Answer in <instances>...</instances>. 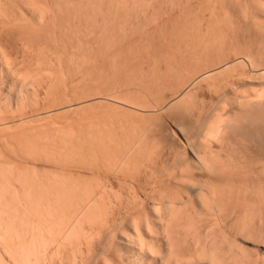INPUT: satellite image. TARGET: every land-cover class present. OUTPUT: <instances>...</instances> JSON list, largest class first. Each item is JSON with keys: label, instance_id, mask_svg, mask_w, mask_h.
Returning <instances> with one entry per match:
<instances>
[{"label": "bare ground", "instance_id": "1", "mask_svg": "<svg viewBox=\"0 0 264 264\" xmlns=\"http://www.w3.org/2000/svg\"><path fill=\"white\" fill-rule=\"evenodd\" d=\"M146 36L149 38L150 36H159L158 41L161 44L159 48L162 50L155 48L158 47V42H156L157 44L154 42L155 47L154 43L151 45L149 40L152 41V39H145L143 42L142 38H146ZM161 37L165 38L161 41ZM166 37L169 39L166 40ZM132 39L133 41H131ZM134 39L138 40L134 41ZM172 42L173 47L171 46ZM164 46L167 49H164ZM124 48L144 53L141 57L139 51L138 54L135 52L136 57L137 55L139 58L141 57L142 62H140H144V64H139L140 66L132 65L134 70L139 67L137 71H132L131 66L132 69L127 68L128 74L132 75L131 83L128 80L127 82H124L125 80L115 82L117 79L120 80L117 78L120 72L119 77L123 76L122 79L126 75L117 70L123 66L121 65L123 61L125 64V60H122L123 56H120L122 63L118 62L117 66L116 56L120 53L117 54V51ZM138 57L136 59L134 56L136 60H139ZM204 59L207 61V67L205 65L206 68H202L203 72L200 73L202 70H198L199 74H197L193 69H198V67L201 69L202 63H205ZM177 60L179 63L182 62V65L187 63L189 66V61H191L192 67L195 62L198 67L191 68V73L193 75L196 73L197 76L195 75L196 78L190 79L189 82L183 79V82L188 84L180 94L176 95V102L174 101L175 103L171 106L178 110L176 117H173L178 123V128H176L177 125L175 126L176 132L181 134L182 140L176 135L178 132H174L173 136L170 134L171 132L168 133L170 130L167 133L171 136H165L166 133L162 131L160 135L164 134L163 137L170 139L171 137L180 139L181 142L184 140V143L192 145V147L197 145L194 149L190 147L193 150L192 157L188 156L191 153L187 154L186 152H183V154L186 153L185 157L178 155L179 159L177 157L176 161H179L177 164L174 163L175 168H173L176 171L172 168L169 171H175L174 174L170 173L172 175L170 177L173 179V182L169 179L171 184L176 181L179 183L177 185H183L185 190L183 191L180 187L181 194H178L180 193L178 191L176 193V189L175 193H172V187L171 193L168 194L169 189H166V193L163 189L165 184H162V190L166 194L160 193L159 174L157 175L158 179L156 178L157 182L152 181H155L160 189L152 184L151 189L145 190L144 188L149 186L147 185L142 189L143 193H139L142 187L136 186L137 183L134 184L135 187L132 185L134 180L131 182L132 184L128 181L133 172H136L137 175V171L138 173L141 171L140 167L144 171L145 168L153 165H149V162L153 161V157H149V153L152 155V151L159 150L162 145L158 143V140H156L157 143H151L149 136L151 133L146 132L148 131L146 126V129H138L135 126L136 129L127 130L128 133H126L124 132L125 128L123 131L121 128L118 130L117 124L116 128V125L111 128L113 125L109 126V123L106 122L103 126H109L110 128L106 127V130L110 131L103 134L104 137L101 134L102 128L99 129L100 126L92 127V121H89L91 123V126L89 124L88 127L89 130L88 128L82 129V127H80L81 129H75L76 127L71 129L70 126V128H66L65 125H58L54 122L50 125L47 123V127L43 126L45 130L40 127L39 130L42 129L39 134L38 127L35 128L37 130L33 129L34 133L31 132V134H35L37 131V135H33L34 138H29L31 140L27 139L28 141L20 139L17 141L15 138H11L13 136L7 135V140L3 137L5 139L3 141H6L5 145L9 141L8 145L10 146L6 145L7 148L15 145L17 149H20L21 145H29L28 150L31 151L29 154L32 153V156L36 154L38 158L45 156L44 160L50 162L49 164L52 161V166L50 169H46V172L42 169L44 173L40 170L37 171V166H35L36 171H29V173L23 167H21L24 170L22 171L21 165L19 166L18 163L20 170L16 169L18 167L15 165L12 166L11 159H9L10 162L8 160V164L3 162L4 157L0 155V264H264V187L262 182L257 185V182H254L255 179H259L255 176L264 178V157H261V152L256 153L257 156H254L256 159L250 158L255 160H253L255 162L253 166L246 165V163L244 165L243 162H247V159H244L247 155L243 158L242 153L241 155L237 153L243 158L237 159L236 150L233 149L236 157L233 152L231 153L230 145L235 138L232 139L230 145H225L229 134L241 133V131L247 134L245 129L253 131L252 138L259 145L264 141L262 140V137L264 139V112H261L264 107H260L264 104V0H0V87L6 86L7 82L11 81L15 89H18L16 93L20 99L15 96L17 101L21 100L22 102L25 97H27L26 100L30 99L28 94H31L32 101H30L34 102V107H42L46 114L55 113L57 110L65 108L62 106L67 104L64 103L68 101V97H73L71 91L72 95L66 99V80L73 81L78 78V81L91 82L94 87L98 85H95L96 83L93 85L92 82L96 81L99 84L97 80L106 78L107 83L103 80L106 86L105 84H103L104 86L99 85L103 88L106 87V95L140 93V89L145 91L142 87L149 88L146 91H151L152 94L150 89L153 86L150 84L156 80H149L158 76L156 74H159L157 72L159 62L161 63L160 68L162 63H166L164 64L165 71L168 70L166 72L168 73L172 70L171 65L175 62L178 63ZM100 61L104 62V65L100 66L102 63ZM126 67L127 65L121 69L127 70ZM188 67L185 70L187 69L190 73ZM175 68L172 70L173 73L179 70V75H181L182 70L176 68V70L178 69L176 71ZM162 75H165H160L164 79ZM174 75H178V73ZM166 76L168 75L166 74ZM112 78L115 80L111 81ZM108 79H111L109 83ZM160 81L156 83L160 84ZM240 81L244 82L243 88L241 84V86H237V82ZM184 83L181 86H184ZM86 84L84 85L86 86ZM157 84L155 85L157 86ZM197 84L198 86H196ZM149 85L150 87H148ZM204 86L209 92L214 94L221 92L220 95L223 96L219 99L221 101L218 104L216 102V105L213 104L211 108L203 104V99L197 100L198 93L196 91ZM81 87L77 91L80 90L78 92L81 95L83 93L86 95L85 92H82L85 89ZM83 88L85 87L83 86ZM162 88L164 89V87ZM88 89L90 88L88 87ZM95 89L98 90L96 87ZM95 89L92 90L95 91ZM179 90L181 89L179 88ZM11 91L14 92V90ZM75 91L73 90V92ZM90 91L89 94H91ZM101 91L100 93L103 94L104 89ZM222 91L226 92L222 94ZM70 93L68 92V94ZM96 94L93 96H98ZM139 95L141 97L142 94ZM74 96L77 97L78 94L74 93ZM0 101L5 102L2 98ZM1 102L0 123L6 122L9 125L12 120L16 119L17 115L14 112L16 107L13 109L10 108L12 106L7 107ZM1 104L9 108L6 113ZM22 104L24 105L22 102L17 107L23 108ZM33 105L31 103V106ZM71 107L73 108L72 105ZM255 107L258 109L256 112L253 111ZM29 108L31 111L32 108ZM10 109H13L15 115H10ZM195 110H198L197 116L192 115ZM41 111H36L39 117L42 115ZM7 112L10 114L8 115ZM18 113L20 114V112ZM33 115L36 114L27 116L33 118ZM116 120L118 122L120 119ZM121 120L123 122V116ZM135 122L137 123V121ZM149 124L151 125V123ZM130 125L132 126V123ZM130 125H127L126 129ZM244 125L251 129L245 128ZM90 127L95 129L91 130ZM103 129L105 130V127ZM148 129L150 130V128ZM107 133L109 135L106 136ZM9 137L11 139H8ZM159 137L158 139L162 143L164 139L167 141L165 137L162 138L163 140ZM166 141H164L165 144L163 143L165 149L166 144H170L169 140ZM211 142L218 144L214 147ZM177 143L180 142L177 141ZM186 144L183 145L186 146ZM149 145H156V147L159 145V147L152 150ZM148 148L152 153L146 152ZM12 149H10L12 155L19 151L16 152L15 148ZM21 150L19 155L25 151V149ZM117 150V154H114V151ZM173 150H175L174 147ZM257 150L259 152V149ZM164 151H162V155L165 153ZM145 152L148 154V160L144 159ZM25 154L29 155L26 151ZM258 154H260L259 157ZM12 155L11 157H13ZM19 155L16 156L19 158ZM157 155L158 152L154 157L159 156ZM23 156L24 153L22 158L26 156ZM27 157L25 159H30ZM112 157L115 161L112 160ZM5 158L7 157L5 156ZM41 158L43 159V157ZM108 158L111 159L108 161ZM69 161L76 165H83V168L87 166L85 169L91 167L93 172L91 169L89 172L93 174L94 170H103L104 168L113 171V173L119 172L117 174L124 172L120 174L124 176L127 173L129 174L128 178L125 176L127 183L123 181V183L121 182L123 185L121 183L117 185L120 180H126L122 176L121 179L118 178L119 180L117 177L115 178L117 179L115 185L114 181L111 182L115 186L113 188L112 185H109V180L112 179L107 180L109 182L108 185L105 183L107 186L104 184L105 177V181H103L92 175L87 181L86 176V179L82 178L84 181L86 180L85 182L80 181L81 179H77L76 176L73 177L74 175L72 178L67 177V174H63L58 169L57 164L60 165L61 162L68 164ZM77 162L79 163L77 164ZM159 163L161 164L159 167L165 171L164 167L166 166L163 167L162 163ZM248 163H250L249 160ZM144 164L146 167H143ZM80 170L79 172H81ZM164 171L159 172L166 175L167 172L165 174ZM98 172L97 174H99ZM195 172L200 173L201 175H198L201 177H196ZM151 174L153 175V172ZM136 175L131 178L133 179ZM164 175L162 174L161 178ZM232 175L234 179L242 175L241 178L255 175L253 181L255 185H251L253 189L250 185L249 189H245L243 186L246 184L245 179V181L241 179L244 183L237 182V184H242L235 187L233 182L231 184L229 181V179L232 181ZM253 176H250L252 178L249 177V180L253 179ZM91 178L94 179L92 180L93 184H91ZM164 181L162 182L164 183ZM124 185L130 190L129 192L126 189L123 190L126 188ZM109 186L111 188H108ZM117 186L120 192L116 190ZM121 186L124 187L123 191H121ZM136 187L139 190L135 189ZM177 189L179 190V187ZM247 190L252 193L246 195L245 191ZM182 191L185 193L182 194ZM234 192L236 193L234 194Z\"/></svg>", "mask_w": 264, "mask_h": 264}, {"label": "rangeland", "instance_id": "2", "mask_svg": "<svg viewBox=\"0 0 264 264\" xmlns=\"http://www.w3.org/2000/svg\"><path fill=\"white\" fill-rule=\"evenodd\" d=\"M159 36H157V37H151L150 36V38H149V36H146V38L145 37H143L142 39H144V40H142L141 38V40L143 41V42H145V39H147V40H149V39H152V41H150L149 40V42H151V45H152V43H156V42H158V47H155V43H154V47L157 49H160V51L162 50L161 48H159V46L161 45V44H159V38H158ZM154 38V39H153ZM165 38V37H164ZM163 38V39H164ZM139 39V41H141ZM156 39H157V41H156ZM162 39V37H161V41L163 40ZM167 39H169V38H167L166 37V40ZM119 40H121V39H119ZM138 39H134V41H137ZM147 40H146V42H147ZM118 41V40H117ZM131 41H133V39L131 40ZM138 41V42H139ZM141 41V42H142ZM170 41V40H169ZM168 41V42H169ZM148 42V43H149ZM173 42H174V39H173ZM173 42H172V44H171V46L172 45H174L173 44ZM163 46V45H162ZM169 46V45H168ZM170 46V47H171ZM169 47V48H170ZM173 47V46H172ZM176 47V46H175ZM174 47V48H175ZM134 48V47H133ZM152 48V47H151ZM150 48V49H151ZM164 49H167L166 48V46H164L163 47ZM173 48V49H174ZM140 49V48H139ZM124 50V51H123ZM127 50H128V54H127ZM127 50H125V48L124 49H122V50H120V51H117V54L118 55H116L117 56V66L119 65L118 64V62H120V64L122 63L121 62V59L122 60H125V64H124V61H123V64H121V65H123V66H121V68H125V66L127 65V67H126V69L127 68H133L135 65H139V64H144V62L143 63H141L142 62V60H141V57H143V55H144V53L143 54H141L142 53V51L140 52L139 50H136V48H135V50L136 51H134L133 52V49H131V48H127ZM154 50V49H153ZM140 53H139V52ZM124 52H125V54H124ZM132 52V53H131ZM135 52H137V54L139 53L140 55H142L140 58L138 57V55H137V57H138V59L139 60H136L137 59V57H136V53ZM131 53V54H130ZM133 53H134V55H133ZM121 54H123V55H121ZM127 55H129V56H127ZM131 55H133V57H131ZM139 55V56H140ZM119 56V57H118ZM122 58H121V57ZM127 56V57H126ZM134 56H135V58H134ZM178 56V55H177ZM124 57H125V59H124ZM130 58V59H129ZM133 60H132V59ZM179 58V57H178ZM177 58V59H178ZM135 59V60H134ZM128 60V63L126 64V61ZM132 61V62H129V61ZM205 60V63H202L203 65L201 66V65H199V66H201L200 68L201 69H199V67H198V65L196 66V64H195V62H194V66L193 67H198V69L196 70V69H193L197 74H199V72H198V70H202V68H206L207 67V61H206V59H204ZM141 61V62H140ZM178 61V60H177ZM100 62H102V61H100ZM99 62V63H100ZM140 62V63H139ZM188 62V61H187ZM190 62V66L189 65H187V63H184L183 65L181 64V63H179V61H178V63H176L175 62V64H176V66H174L173 64L171 65V69L173 70L175 67L176 68H179L180 69V74L181 75H184V76H181V75H179V70L177 71L176 70V68H175V70L177 71V72H175V73H173V71L171 70V71H169V72H172V73H166L167 71H165V65L164 64H166V63H162V67L160 68V62H159V65L157 66V68H159L160 69V71H159V69H158V71L157 72H159V74L157 73L156 75H158L157 77H155V78H151V79H153V80H149V81H154V79L156 80L155 82H153V83H151L150 85L151 86H153V88H151L150 90H152V94H151V91H149V92H147L148 91V89L149 88H146V87H142V88H144V90L145 91H143V90H141L140 88H141V86L139 87V89H140V93L142 94L141 95V97H140V93L139 92H137V93H128V94H130V95H128V94H125L124 93V95L122 94V95H119V93L117 94L116 93V95L114 94V95H106V87H104L103 88V84H105V82L107 83V81H105L106 80V78H103V80L105 81H103V80H97L98 81V83L99 84H97V82L96 81H94V82H92L93 83V85L95 84V85H98V86H92V84H91V82L89 83V81H86V83H85V81H83V80H79L78 81V78L76 79V80H73V81H70V80H66V99H67V97L69 96V95H72L73 94V97L71 96H69L70 97V99H69V97H68V101H66V100H64V101H66L64 104H69V105H63L62 107H64L65 106V108H61V109H59V110H61V111H59V110H57L55 113H44L45 111L42 109V107L41 108H39V106H36V107H34L35 106V104H34V102H31L32 101V98H31V94L29 95L28 94V98L30 97V99H27L26 100V98L27 97H25V99H23V100H26V101H28V102H26V101H23L22 100V102L24 103V105L22 104V106H23V108H25V109H23V108H18L17 107V105H19L20 106V104L22 103L21 102V100H18L17 101V99H20V97L18 96L17 97V93H16V90H18L17 88L15 89V86L14 85H12L13 83L11 82V81H8V82H10V83H8L7 82V84H6V86L4 85V87L2 88V87H0V92H1V95H0V99L2 98V100L3 101H5V102H1L2 104H6L7 105V107H10V106H12V107H10V108H15L16 107V109H15V111L14 112H16V115L18 116V118H17V116H16V119H14V120H12L11 122L10 121H7L8 123L10 122V124L8 125L6 122H1L0 124V139H1V143H0V148H1V150H0V155L2 156V157H4L3 159V162H5V163H7L8 162V160L9 159H11L12 160V162H10L11 160H9V162L10 163H13V165L12 166H14L15 165V167H18V168H16V169H18V170H20V168L21 167H23L24 168V170L26 171H34L35 170V166H37L36 167V170L37 171H42V173H44V170H45V172L47 171L46 169H50V167L52 166V161H51V164H49L50 162H46L45 160H44V158L46 159V157L45 156H39V158H38V155L36 156V154H35V156H32V153H30L29 154V152H31L30 150H28L29 149V145H21V147H19L18 145V147L20 148V149H17V147H15V145H12L11 146V148H7L6 147V145L7 146H10V145H8V143H9V141H7L8 143L5 145L4 143H6V141H3V140H5L4 138H6V140H7V137L8 136H13V137H11L12 139H16L17 141L20 139V140H25V141H28V140H31L32 139V137L34 138V136L33 135H37V131H35V130H39V128L40 127H42L43 128V126L44 127H47L48 125H46L47 123H49V125L50 124H52V123H54L55 122V124H58V125H60V124H62L63 126L65 125L66 126V128H70L71 127V129H73V128H75V129H81L80 127H82V129L84 128V129H86V128H88L89 127V124H90V126H91V121H92V127L93 126H96V128H97V126H100L99 127V129H101L102 130V135L104 134L105 135V133L109 130H106V127H107V125L106 126H103V124L105 125L106 124V122H108L107 124L110 126V125H113V126H111V128L112 127H114L116 124L118 125V130L121 128L122 129V131H123V129L125 130L124 132H126V133H128L127 132V130H129V131H131L132 129L134 130V129H136L137 127H138V129H146V127H147V129L146 130H148V131H146L148 134H150L149 136L151 137V143H154V142H158V143H160V144H162L160 147H159V145H157V147H156V145H149V148L151 147L152 148V150L156 147V149L159 147V150H161V151H159V150H153L152 152L154 153L155 152V154H153L151 151H150V149L148 148V150L146 151L147 153L148 152H151L152 153V155L149 153V157H153L152 159H153V161H150L149 162V165L150 164H153L154 165V167H153V165L151 166L153 169L155 168V169H157L156 171H155V169L152 171L151 169H149V168H151L148 164V168L146 169V172H147V174H146V172H144L145 171V169H144V171H143V169H142V167H140L141 169H139V170H141V171H139V173H138V171H137V175H136V172L133 174L132 173V175L131 176H134V175H136L133 179L131 178V176L129 177V179L131 180H129L128 179V181L130 182V184H132L131 182L133 181V186L135 187V185H136V183H137V185L136 186H139V188L140 187H142V188H140V192L139 193H143L144 191L142 190L144 187H146L147 185H149L148 186V188L146 187V188H144L145 190H149V189H151V187H153V185H154V187L156 186H158L157 187V189H160L159 187V185H161V189L159 190L160 191V193L161 192H163V193H165V191H166V193H167V190L166 189H169L168 190V194H170L171 192L172 193H175V189H176V193H177V191L178 192H180L181 191V188H182V190L184 191L185 190V188H184V186L183 185H177V184H179V183H177L176 181H174V183H172L171 184V182H173L172 180L173 179H171V177L170 176H172V175H170V173L171 172H173V174L175 173V169H173V168H175L174 166H175V164H177V162L179 161H176L177 159V157H178V159H179V156L178 155H181L180 157H185L184 155L187 153H191V154H188V156H190V157H192L193 155H192V148L194 149L197 145H194L195 147H192V145H187L186 143H184V140L182 141L183 142V144H186V146H187V148H186V146L185 145H183V144H181L180 145V143H182L181 141H179L180 139L182 140V138H181V134L178 132H176V128H178V123H176L177 121H175L176 120V118L174 119V117H176V113H177V111L178 110H176V109H174V108H171V106L173 105V103H175L176 102V100H175V97H176V95L177 94H180L181 92H182V90L184 89V87L188 84L187 82H183V79L185 80V81H190V79L191 80H193L194 79V77H195V75H196V73L193 75L191 72H192V69L191 68H193L192 67V65H191V61H189ZM193 62V61H192ZM106 63V62H105ZM133 63V64H132ZM101 65L100 66H102V65H104V62H102V63H100ZM131 64V65H130ZM135 64V65H134ZM157 64V63H156ZM125 65V66H124ZM132 65H134V66H132ZM206 65V67H204ZM210 65V63L208 62V66ZM131 66V67H130ZM140 66V65H139ZM189 66V67H188ZM188 67V70L190 71V73L187 71V69L185 70V68H187ZM120 67H119V69H117L118 71H122V74L124 73V74H126V75H124V79H122L121 77H123V76H120L119 77V75H120V73H119V75L117 76V78H119L120 80H115V79H113V80H111V79H108V83H109V80H111V81H114L115 80V82H120L121 80H122V82H123V80H125L124 82H127V80H128V82L130 81V83L132 82L131 80H132V75H130V74H128L129 72H128V69L127 70H122ZM123 68V69H124ZM131 68V69H132ZM136 68H137V66H136ZM139 68V67H138ZM138 68L137 69H135L134 70V68H133V70L132 71H137L138 70ZM191 69V70H190ZM162 70V71H161ZM164 70V71H163ZM170 70V69H169ZM129 71H130V69H129ZM194 71H193V73H194ZM162 72V73H161ZM164 72V73H163ZM185 72H188V73H185ZM203 72V70L200 72V73H202ZM168 75V76H166V74ZM178 73V75H174V74H177ZM185 73V74H184ZM161 74H164L165 76H163L164 77V79H162L161 78ZM189 76H187V75ZM193 77H191V76ZM128 76H129V79H128ZM180 77V79H178L179 77ZM197 76V75H196ZM184 77V78H183ZM116 78V77H115ZM172 78H174V79H172ZM187 78H189L188 80H187ZM196 78V77H195ZM102 79V78H101ZM134 79V78H133ZM148 79V78H147ZM150 79V78H149ZM176 79V81H174ZM182 79V81L180 82V80ZM135 81H136V79H134ZM161 80V81H160ZM75 81V82H74ZM83 81V82H82ZM100 81H102L101 83H100ZM147 81V80H146ZM157 81H160L159 83L161 84H157L158 82ZM165 81V82H164ZM71 82V83H70ZM80 84H79V83ZM157 82V83H156ZM168 82V83H167ZM172 82V83H171ZM176 82V83H175ZM241 82V81H240ZM237 82V86H239L240 84L242 85V88H243V83L244 82ZM12 83V84H11ZM67 83H68V86H67ZM75 83V84H74ZM81 83H82V85H81ZM86 84V86L84 85V84ZM157 84V86L160 88H158L155 84ZM167 83V84H166ZM170 83H171V85H170ZM178 83V84H177ZM184 83V86H181L182 84ZM89 84V85H88ZM91 84V85H90ZM164 84H166L165 86H164ZM174 84V85H173ZM69 85H70V88H69ZM72 85H74V86H72ZM77 85V86H76ZM99 85H103L102 87L101 86H99ZM150 85L148 86V87H150ZM177 85V86H176ZM240 85V86H241ZM82 86V87H81ZM83 86L85 87V88H83ZM105 86H106V84H105ZM155 86V87H154ZM176 86V87H175ZM196 86H198V84L196 85ZM200 86V85H199ZM13 87V88H12ZM73 88V90L75 91V92H73V90H72V88ZM82 88V89H85V90H83L82 91V89H81V91L82 92H85L86 93V95H84V93L81 95L80 94V92H78V91H80V90H78L77 91V89L78 88ZM88 87L90 88V89H88ZM95 87L96 88H98V90L97 89H95ZM101 87V88H100ZM128 87V86H127ZM129 87H131V86H129ZM162 87H164V89L162 88ZM166 87H168V88H166ZM2 88V89H1ZM12 88V89H11ZM100 88V89H99ZM179 88L181 89V90H179ZM198 88V87H197ZM70 91H69V90ZM92 89H95V91L94 90H92ZM104 89V91H103V94L102 93H100V91L101 90H103ZM162 89V90H161ZM169 89H170V91H169ZM177 89V90H176ZM11 90H14V92L13 91H11ZM91 90V91H90ZM147 90V91H146ZM154 90V91H153ZM156 90V91H155ZM206 90H207V88L204 86V87H202V88H200V89H197V100H201V99H203V104H206L207 106H208V108H211L212 107V105L213 104H215L216 105V102H217V104L221 101H219V99H221V97H223L222 95H220L221 94V92L220 93H216V94H214L213 92L211 93V92H209V90H207V92H206ZM9 91H11V92H9ZM72 91V94L70 93ZM89 91L91 92V94H89ZM94 93H93V92ZM99 91V92H98ZM143 91V92H142ZM159 91V92H158ZM168 91V92H167ZM204 93H203V92ZM10 94H9V93ZM13 92V93H12ZM68 92L70 93V94H68ZM88 92V93H87ZM102 92V91H101ZM146 92V93H145ZM157 92V93H156ZM224 91H222V94H224L223 93ZM15 93V94H14ZM74 93H75V95L76 94H78V96L80 97V96H82V97H75L74 96ZM96 93H99V94H96ZM145 95H144V94ZM14 94V95H13ZM87 94H89V95H87ZM93 94H96V95H98V96H93ZM102 96H101V95ZM105 94V95H104ZM134 94V95H133ZM136 94H138V95H136ZM148 94V95H147ZM167 94H168V96H167ZM174 94V95H173ZM210 94V95H209ZM219 94V96H217ZM8 95V96H7ZM84 95V96H83ZM132 95V96H131ZM144 95V96H143ZM212 95V96H211ZM13 96V97H12ZM17 97V99H16V97ZM91 96V97H90ZM104 96H106V97H104ZM113 96V97H112ZM130 96V97H129ZM148 96H150V97H152V98H148ZM170 96V97H169ZM199 96V97H198ZM202 96V97H201ZM208 96H210V97H208ZM77 99V101H75L76 99ZM119 97V98H118ZM134 97V98H133ZM204 97V98H203ZM6 98V99H5ZM73 98V99H72ZM82 98H83V101H82ZM86 98H87V100H86ZM98 98V99H97ZM144 98V99H143ZM174 98V99H173ZM201 98V99H200ZM216 98V99H215ZM72 99V100H71ZM79 99H81V100H79ZM89 99V100H88ZM96 99V100H95ZM107 99V100H106ZM135 99V100H134ZM151 99V100H150ZM155 99V100H154ZM158 99V100H157ZM162 99V100H161ZM168 99V100H167ZM205 99V100H204ZM31 100V101H30ZM74 100V101H73ZM93 100V101H92ZM101 100V101H100ZM139 100V101H138ZM212 100V101H211ZM217 100V101H216ZM85 101V102H84ZM99 101V102H98ZM103 101V102H102ZM109 101V102H108ZM113 101V102H112ZM145 101V102H144ZM172 101V102H171ZM175 101V102H174ZM214 101V102H213ZM21 102V103H20ZM80 102V103H79ZM82 102V103H81ZM89 102V103H88ZM122 102V103H121ZM153 102H155V103H153ZM20 103V104H19ZM28 103V104H27ZM31 103H32V105L33 106H31ZM71 103V104H70ZM84 103V104H83ZM140 103V104H139ZM149 103H150V105H149ZM153 103V104H152ZM162 103V104H161ZM2 104H1V106H2ZM16 104V105H15ZM74 104V105H73ZM75 104H77V105H75ZM82 104V105H81ZM110 106H109V105ZM159 104H161V107H159L160 105ZM10 105V106H9ZM28 107H27V106ZM71 105L73 106V108L71 107ZM78 105H80L79 107H78ZM205 105V106H206ZM210 105V106H209ZM67 106H68V108H67ZM77 106V107H76ZM102 106V107H101ZM151 106V107H150ZM165 106V107H164ZM206 106V107H207ZM6 106L4 105V106H2V108H4L5 109V113H6V110L7 109H9V108H5ZM29 107H31L32 109H31V111L29 110L30 108ZM35 109H34V108ZM37 107H38V110H37ZM71 107V108H70ZM97 107V108H96ZM112 108V109H110V108ZM118 107V109H116ZM155 107V108H154ZM260 107H264V104L262 105V106H260ZM260 107H259V110H261L260 109ZM1 108V109H2ZM17 108H18V110H17ZM26 108H27V110H26ZM157 108V109H156ZM160 108V109H159ZM161 108H163V109H161ZM258 108V107H257ZM3 109V110H4ZM13 109L11 110H9V112H11V114L9 113V112H7V114L9 115H12V114H14V112H13ZM100 109H101V112H103V113H101L100 112ZM115 111H114V110ZM122 109V110H121ZM130 109H133V110H130ZM144 111H143V110ZM2 110V111H3ZM22 110V111H21ZM24 110V111H23ZM40 111V110H42L41 112L42 113H40V114H42V115H40V117L38 116L39 114H37L38 112H36V111ZM83 110V111H82ZM116 110H118V111H116ZM125 110V111H124ZM136 110V111H135ZM155 110V111H154ZM34 113H33V112ZM59 111V112H58ZM92 111H93V113H92ZM104 111H106V112H104ZM133 111V112H132ZM134 111H135V113H134ZM253 111H258V109H256V107L254 108V110ZM264 112V109L263 110H261V112ZM13 112V113H12ZM18 112H20V114L18 113ZM22 112V113H21ZM80 112V113H79ZM86 112V113H85ZM97 112V113H96ZM118 114H117V113ZM131 112H132V114H131ZM136 112H138V113H136ZM141 112V113H140ZM143 112V113H142ZM262 112V113H263ZM75 113V114H74ZM109 113V114H108ZM123 113V115H121ZM126 113V114H125ZM127 113H129L128 115H127ZM141 115H140V114ZM146 115H145V114ZM21 114H23V115H21ZM26 114V115H25ZM30 114V115H29ZM32 114H36L33 118H31V117H28V116H31ZM44 114V115H43ZM45 114H46V116H45ZM80 114V115H79ZM84 115V117H83V115ZM124 114H125V116H127V117H125L124 116ZM197 114H198V110H195L194 112H192V115H194V116H197ZM15 115V114H14ZM21 115V116H20ZM28 115V116H27ZM72 115V116H71ZM86 115V116H85ZM97 115H98V117H97ZM100 115V116H99ZM119 115V116H118ZM150 115V116H149ZM24 116V117H23ZM93 116V117H92ZM103 116V117H102ZM106 116V117H105ZM120 116H121V118H122V116H123V122H122V120H121V118H120ZM132 116V117H131ZM134 116V117H133ZM152 116V117H151ZM174 116V117H173ZM27 117H28V119H27ZM55 117V118H54ZM77 117H80V118H77ZM107 117H109V118H107ZM142 117V118H141ZM74 118V119H73ZM76 118H77V120H76ZM86 120H85V119ZM103 118V119H102ZM107 118V119H106ZM152 118H154L153 120H152ZM263 118H264V113H263ZM19 119V120H18ZM22 119V120H21ZM58 119V120H57ZM116 119H120V120H118V122H120V123H118L117 122V120ZM125 119V120H124ZM127 119H129V120H127ZM131 119H133V120H131ZM135 119H137V120H135ZM151 119V120H150ZM69 120V121H68ZM107 120V121H106ZM113 120V121H112ZM143 120H145V121H143ZM149 120V121H148ZM14 121V122H13ZM16 121V122H15ZM22 121V122H21ZM82 121V122H81ZM90 121V122H89ZM110 121V122H109ZM114 121H115V123H114ZM135 121H137V123L135 122ZM141 121H143V122H145V123H141ZM175 121V123H173ZM18 122V123H17ZM43 122V123H42ZM51 122V123H50ZM65 122V123H64ZM72 122V123H71ZM95 122V123H94ZM98 122H100V123H98ZM104 122V123H103ZM112 122V123H111ZM130 122V123H129ZM134 122H135V124H134ZM138 122H140V123H138ZM165 122V123H164ZM5 123V124H4ZM12 123V124H11ZM79 123H80V125H79ZM84 123H87V124H84ZM98 123V124H97ZM132 123V126L130 125ZM149 123H151V125L149 124ZM161 123V124H160ZM163 123V124H162ZM169 123V124H168ZM3 124V125H2ZM42 124V125H41ZM81 124H82V126H81ZM140 124V125H139ZM143 124H145L144 125V127H143ZM147 124H149L148 126H147ZM7 125V126H6ZM61 125V126H62ZM76 125V126H75ZM79 125V126H78ZM86 125V126H85ZM117 125L115 126V128L117 127ZM127 125H130V126H128L127 127V129H126V126ZM137 125H139V126H137ZM161 125V126H160ZM163 125V126H162ZM174 125V126H173ZM177 125V127L175 128V126ZM70 126V127H69ZM84 126V127H83ZM102 126V127H101ZM108 126V127H109ZM136 126V128H134ZM142 126V127H141ZM146 126V127H145ZM171 126V127H170ZM245 126V125H244ZM19 127V128H18ZM36 127H38L37 129H35ZM92 127H90V128H92ZM105 127V130L103 129ZM107 127V128H108ZM130 127V128H129ZM132 127V128H131ZM151 127H152V129H151ZM154 127H156V128H154ZM166 127V128H165ZM168 127V128H167ZM247 126H245V128H246ZM7 128V129H6ZM41 128V129H42ZM110 128V127H109ZM115 128H113L114 130H116V131H118L117 129H115ZM129 128V129H128ZM148 128H150V130L148 129ZM158 128V129H157ZM170 128V129H169ZM175 128V129H174ZM244 128V129H245ZM15 131H14V130ZM30 129V131H28ZM33 129H35L34 131L36 132L35 134H31V132L33 131ZM40 129V130H41ZM44 130H45V128H43ZM93 129H95V128H92L91 130H93ZM155 129V130H154ZM174 129V130H173ZM247 129H251V128H249V127H247ZM40 130L38 131V134H39V132H40ZM88 130H89V128H88ZM152 130V131H151ZM164 130H165V132H164ZM168 130H170V131H168ZM172 130V131H171ZM3 131H5V132H3ZM86 132H87V130H85ZM110 131V130H109ZM121 131V132H122ZM156 131V132H155ZM161 131L163 132V133H166L165 134V136H169L170 134L171 135H173V134H175V133H177L176 135H178L179 137L178 138H180V139H176L175 137V139H173V137H171V139L170 138H167V137H165L166 139H167V141L169 140V143L170 144H166V149H165V142L164 141H166L165 139L163 140L162 138H164L163 137V135L161 136L160 134H161ZM167 131H168V133H170V134H168L167 133ZM245 131H246V133L247 134H245L243 131H241V133L240 132H235V133H231V134H229L228 135V137H227V139H226V142H225V145H230L231 144V141H232V139L233 138H235V140H233L232 141V145H230V149H232L231 150V153L234 151V150H236L235 151V153H236V155H237V153H238V155H241V153H242V157L244 158V156H246L244 159L246 160L247 159V162H245L244 160V162H243V164L244 163H246V165H252L253 166V164L255 163L254 161V159H256L254 156L256 155L257 156V154L256 153H260L261 152V157H264V141L263 142H261V143H263V144H258L255 140H253V138H252V135L251 134H253V131L252 130H246L245 129ZM8 132V133H7ZM12 132V133H11ZM24 132H29V133H24ZM89 132V131H88ZM104 132V133H103ZM113 132H115V131H113ZM152 132H154L153 134H152ZM157 132H159V133H157ZM175 132V133H174ZM6 133V134H5ZM13 133H15V134H13ZM32 133H34V132H32ZM250 133V135H248ZM11 134H13V135H11ZM22 134V135H21ZM24 134V135H23ZM155 134V135H154ZM156 134H158V135H156ZM180 134V135H179ZM239 134V135H238ZM241 134V135H240ZM4 135V136H3ZM8 135V136H7ZM15 135V136H14ZM20 135V136H19ZM29 135V136H28ZM101 135V136H102ZM103 135V136H104ZM107 135H109L108 133L106 134V136ZM170 135V136H171ZM175 135V136H176ZM238 135V136H237ZM246 135V136H245ZM19 136V137H18ZM23 136V137H22ZM26 136H27V138H26ZM90 136V135H89ZM102 136V137H103ZM152 136H155L154 138L152 137ZM161 137V140H163V143L160 141V139H158V137ZM174 136V135H173ZM235 136V137H234ZM237 136V137H236ZM4 137V138H3ZM21 137V138H20ZM87 137V136H86ZM85 137V138H86ZM105 137V136H104ZM156 137H157V139H156ZM159 137V138H160ZM245 137V138H244ZM10 137L8 138V139H11ZM18 138V139H17ZM26 138V139H25ZM29 138H31V139H29ZM88 138V137H87ZM239 140H238V139ZM243 138V139H242ZM247 138V139H246ZM251 138V139H250ZM28 139V140H27ZM90 139V138H89ZM88 139V140H89ZM94 139V138H93ZM93 139H91V140H93ZM242 139V140H241ZM155 140V141H154ZM156 140H158V141H156ZM175 142H174V141ZM238 140V141H237ZM248 140V141H247ZM262 140H264L263 139V137H262ZM153 141V142H152ZM166 141V142H167ZM173 141V142H172ZM177 141L178 142H180V143H177ZM236 141V142H235ZM242 142V143H241ZM173 143H174V145H173ZM258 145H257V144ZM177 144H179V145H177ZM211 144H214V145H212V146H214V147H216V144H218V143H213V142H211ZM241 144V145H240ZM251 144V145H250ZM2 145V146H1ZM220 145V144H219ZM235 145V146H234ZM247 145H249V146H247ZM13 146H14V148H15V150H14V148H13ZM154 146V147H153ZM164 146V147H163ZM169 146V147H168ZM171 146H173L174 147V149L175 150H173V147L171 148ZM23 147H25V148H23ZM148 147V146H147ZM177 147V148H176ZM184 147H185V149H184ZM189 147V148H188ZM190 147H192V148H190ZM217 147H218V145H217ZM233 147H236V148H233ZM13 148V149H12ZM23 148V149H22ZM162 148H164V150H162ZM169 148V149H168ZM180 150H179V149ZM243 148V149H242ZM3 149V150H2ZM10 149H12V150H14V151H20L21 149V151H24V149H25V151H26V153H28L29 155H27V154H25V151L23 152L24 153V156H25V158L27 157V158H32L31 160L30 159H25V158H22V154L23 153H21L20 155H21V157H20V155H19V151L17 152V154H15L14 153V151H13V153L15 154V156H14V154L12 155V151H10ZM182 149V150H181ZM191 149V150H190ZM234 149V150H233ZM257 149H259V152H258V150ZM9 150V151H8ZM170 150V151H169ZM178 150V151H177ZM185 150V151H184ZM187 150V151H186ZM190 150V151H189ZM241 150V151H240ZM249 150V151H248ZM263 150V151H262ZM7 153H6V152ZM162 151H164L165 153H163V155H162ZM174 151V152H173ZM182 151V152H181ZM2 152H4V153H2ZM10 152V153H9ZM112 152V151H111ZM110 152V155H112V153ZM116 152H118V150L117 151H114V154L116 153ZM145 152V156H144V159H147L148 160V158L149 157H147L148 156V154ZM156 152H158V157H154L155 155H156ZM160 152V153H159ZM169 152V153H168ZM173 152V153H172ZM180 152V153H179ZM183 152H186V153H184L183 154ZM250 154H249V153ZM169 154V156H167L168 154ZM235 153L233 152V155H235ZM117 154V153H116ZM165 154H166V159H165ZM171 154V155H170ZM173 154H177V155H174L175 156V159H174V156H173ZM183 154V155H182ZM244 154V155H243ZM11 155L13 156V157H11ZM16 155H19V158L16 156ZM162 155V156H161ZM236 155H235V157H236ZM237 155V159L240 157L241 159H243L241 156H238ZM259 155L260 154H258V157H259ZM0 156V157H1ZM5 156L7 157V158H5ZM23 156V157H24ZM30 156H32V157H30ZM161 156V157H160ZM9 157V158H8ZM36 157V158H35ZM41 157H43V159L41 158ZM147 157V158H146ZM14 158H16V159H14ZM22 158V159H21ZM250 158H254V159H250ZM1 159V158H0ZM7 159V160H6ZM18 159V160H17ZM20 159V160H19ZM42 161H41V160ZM111 159V158H110ZM109 158H108V161L110 160ZM156 161H155V160ZM158 159V160H157ZM165 159V160H164ZM168 159V160H167ZM181 159V158H180ZM40 160V161H39ZM112 160L113 161H115L114 159H113V157H112ZM149 160H151V159H149ZM163 160H164V162H163ZM248 160H249V162L250 163H248ZM251 160V161H250ZM254 160V161H253ZM1 161V160H0ZM33 161V162H32ZM47 161H48V159H47ZM50 161V160H49ZM145 161V160H144ZM155 161V162H154ZM167 161V162H166ZM171 161H173V162H171ZM242 161V160H241ZM257 162H258V160H256ZM21 162V163H20ZM71 161H69V163L68 164H66V162H61V164L59 165V164H57V166H58V169L63 173V174H67L66 176L68 177V176H70L71 178H72V176L73 177H75L76 176V178L78 179L79 178V180L80 181H82L83 179L82 178H84V179H86L85 177L87 176V181L88 180H90L89 178L93 175V177L95 176V177H98L97 179H101V180H103V181H107L108 179H112V180H109V182H110V184L109 185H112L111 187L113 188V187H115V186H113V184L115 185L117 182H115L118 178L119 179H121V176L122 177H124L123 179H126V180H120V182L119 183H117V185L119 184L120 185V183L122 182L123 183V181H127V178H128V175L129 174H125V176H127V178H125V176L124 175H120V174H123L124 172H121L120 174H117V173H119V172H115V173H113V171L111 172V170H106L105 168L102 170H94L95 171V173L93 174L92 172H93V170L91 169V167L89 168V169H91V171L92 172H89L90 170L89 169H85V167H87V166H84V168H83V165L81 166V165H79L78 163L79 162H77V164L80 166H78V165H76V164H73L72 162L70 163ZM154 162V163H153ZM159 162H163L162 163V166L164 167V166H166V167H164L165 168V171H164V169L162 168V167H159V165L161 166V164L159 163ZM171 162V163H170ZM176 162V163H175ZM253 162V163H252ZM17 163L19 164V166H20V168H19V166L17 165ZM32 163V164H31ZM146 163H148V161H146ZM173 163V164H172ZM175 163V164H174ZM252 163V164H251ZM8 164V163H7ZM47 164H49V165H47ZM64 164V165H63ZM73 164V165H72ZM17 165V166H16ZM32 165H33V168H32ZM145 165V166H144ZM143 165V167H146V164H144ZM171 165H172V167H171ZM245 165V164H244ZM30 166V167H29ZM69 166V167H68ZM72 166V167H71ZM76 166V167H75ZM167 166H168V168H167ZM26 167V168H25ZM62 167V168H61ZM65 167H67V168H65ZM71 167V168H70ZM78 167V168H77ZM81 167H82V169H81ZM106 167V166H105ZM23 168H21V170L22 171H24L23 170ZM39 168V169H38ZM107 168H108V166H107ZM166 168L168 169V171L166 170ZM170 168H172L173 170H175V171H171V172H169L170 170H172V169H170ZM29 169V170H28ZM32 169V170H31ZM42 169H44V170H42ZM68 169V170H67ZM81 169V170H80ZM161 169V170H160ZM35 170V171H36ZM65 170V171H64ZM74 170H75V172H74ZM79 170L81 171V172H79ZM152 173L153 172V175L149 172V171ZM99 171V172H98ZM100 171H102V172H100ZM159 171H164L165 172V174H166V172H167V174L166 175H164V173H162L163 175H164V177L166 178H164L163 176H162V178H161V172H159ZM65 172H69V173H65ZM72 172V173H71ZM97 172L100 174H97ZM107 172H109V173H107ZM142 172V173H141ZM149 172V173H148ZM155 172H157L156 174H154ZM168 172H169V174H168ZM30 173V172H29ZM38 173H40V172H38ZM82 173V174H81ZM112 173V174H111ZM69 174V175H68ZM72 174V175H71ZM89 174V175H88ZM107 174H108V176H107ZM115 174V175H114ZM149 174H151V175H149ZM159 174V175H158ZM161 174V175H160ZM198 174H200V173H196L195 172V176L197 177V176H199V178L201 177L200 175H198ZM78 175V176H77ZM83 175H85V176H83ZM98 175V176H97ZM109 175H111L112 176V178H111V176H109ZM118 175V176H117ZM146 175V176H145ZM157 175L158 176H160V178H161V181H160V178H159V185H156L155 183L157 182L156 181V178H157ZM169 177H168V176ZM81 176V177H80ZM103 176V178H101ZM140 176V177H139ZM143 176V177H142ZM149 176V177H148ZM152 176V177H151ZM155 176V177H154ZM177 176H180V175H177ZM181 176H183V175H181ZM233 176V175H232ZM250 176H253V175H250ZM249 175L246 177V176H244V178H241V177H243V175L240 177V176H238V177H235L236 179H234V176H233V178H232V181L229 179V181H230V183L232 184V182H233V184L235 185V187H237L236 185H240V184H242V183H244V181H245V183L246 184H244L243 186H245V189H249V185H250V187L252 188L253 186H251L252 184H253V181H254V179H255V177L258 179V180H256L255 179V183H256V185L258 184V183H261L262 182V186L264 187V178H262V177H257V176H253V179H250L249 180V177H250ZM100 177V178H99ZM104 177H105V180H104ZM108 177V178H107ZM117 177V179H115ZM147 177V178H146ZM151 177V178H150ZM239 177H240V180H239ZM107 178V179H106ZM164 178V179H163ZM247 178V179H246ZM250 178H252V177H250ZM115 179V180H114ZM118 179V180H119ZM138 179V180H137ZM145 181H144V180ZM147 179H148V181H147ZM158 179V178H157ZM169 179H171V182H170V180ZM241 179H245L244 181L242 180L241 181ZM92 180H94L93 178H91V184H93V181ZM151 180V181H150ZM152 180H155L154 182L152 181ZM163 180H165L164 181V183L162 182ZM259 180H262V181H260L259 182ZM84 181V180H83ZM86 181V180H85ZM84 181V182H85ZM102 181V182H103ZM104 182V184L106 183L107 185H108V181L107 182ZM112 181H114V183L112 184L111 182ZM137 181V182H136ZM239 181H241L242 183H238L237 184V182H239ZM124 182V183H125ZM149 182V183H148ZM162 182V183H161ZM251 182V183H250ZM86 183H88V182H86ZM90 183V182H89ZM94 183H95V181H94ZM121 183V185H123ZM127 183V182H126ZM139 183H142V184H139ZM250 183V184H249ZM105 184V185H106ZM135 184V185H134ZM145 184V185H144ZM153 184V185H152ZM158 184V183H157ZM162 184H165V185H163V187H165V188H163L162 187ZM175 184V185H174ZM230 184V185H231ZM106 185V186H107ZM167 185H169L168 187H170V188H168L167 187ZM171 185V186H170ZM247 185V186H246ZM253 185H255V184H253ZM125 187H126V185H124ZM179 187V190L177 189V188H175V187ZM232 186V185H231ZM110 186L108 187V188H111ZM167 187V188H166ZM173 187V188H172ZM181 187V188H180ZM240 187V186H239ZM248 187V188H247ZM119 188H120V186H119ZM124 188V187H123ZM122 188V186H121V191H123V190H125L126 189V191L128 190L127 189V187L126 188H124L123 189ZM162 188L165 190V191H163L162 190ZM173 190H172V189ZM241 188V187H240ZM244 187H242V189H243ZM250 188V189H251ZM123 189V190H122ZM135 189H138L137 187L135 188ZM170 189H171V192H170ZM253 189V188H252ZM116 190H118V192H120V190L118 189V186L116 187ZM139 190V189H138ZM142 190V191H141ZM162 190V191H161ZM244 190V189H243ZM130 190H128V192H129ZM159 191H158V193H159ZM174 191V192H173ZM182 191V194H184L185 192H183ZM250 191V190H249ZM251 191H253V190H251ZM114 192H115V188H114ZM117 192V191H116ZM125 192V191H124ZM124 192H121V193H124ZM150 192H152V191H150ZM247 194L246 195H249V193L251 194L252 192H248V190L247 191H245ZM127 193V192H126ZM155 193H157V191H155ZM165 193V194H166ZM236 192H234V194H235ZM125 194V193H124ZM178 194H181V192L180 193H178ZM239 194H240V192H239ZM186 195V194H185ZM241 195H243L242 193H241Z\"/></svg>", "mask_w": 264, "mask_h": 264}]
</instances>
